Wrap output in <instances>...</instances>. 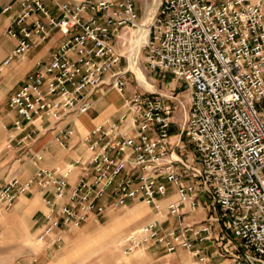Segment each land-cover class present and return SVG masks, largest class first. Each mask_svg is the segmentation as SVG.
Instances as JSON below:
<instances>
[{
  "label": "built area",
  "instance_id": "2783aa9c",
  "mask_svg": "<svg viewBox=\"0 0 264 264\" xmlns=\"http://www.w3.org/2000/svg\"><path fill=\"white\" fill-rule=\"evenodd\" d=\"M155 2L142 49L150 70L168 72L190 89L181 124L174 121L172 103L183 107L176 95L135 91L123 99L115 121L83 139L84 160L47 169L40 166L42 155L32 154L33 175L0 186V219L21 196L41 194L46 207L33 239L37 253L15 264H36L40 252L62 247L66 231L98 223L108 210L139 202L161 214L169 187L178 200L167 204L166 214L178 229L147 222L122 240L124 254L154 244L166 254L183 248L197 264H210L194 243L211 239L222 224L218 258L264 264V0ZM17 6L6 32L17 40L11 60H24L51 31L63 36L50 60L37 61L6 103L21 134L16 144L24 148L34 140L35 132H26L34 121L84 115L105 86L126 94L117 40L123 29L138 30L140 17L137 0H59L54 11L42 0H18ZM74 130L67 126L57 140ZM202 201L219 216L183 226V205L194 212Z\"/></svg>",
  "mask_w": 264,
  "mask_h": 264
},
{
  "label": "crops",
  "instance_id": "0c3cea01",
  "mask_svg": "<svg viewBox=\"0 0 264 264\" xmlns=\"http://www.w3.org/2000/svg\"><path fill=\"white\" fill-rule=\"evenodd\" d=\"M57 1L59 0H42L51 11H54V3ZM17 2L18 0H0V160L5 162L3 172L10 175L18 170L16 175L20 176V181H25L35 172V167L31 162V156L34 153L42 155L43 161L40 166L47 169L70 164L78 159L84 160L87 157V151L83 139L95 127L103 125L105 121H115L120 114L123 99L133 92H129L126 87V94L120 96L112 89L104 92L105 87H103L100 92L91 96L92 107L86 114H69L58 122L46 119L36 120L28 125L26 132L34 131V140L27 147H19L16 143L21 134L12 126L13 115L8 113L6 103L9 96L34 69L37 61L48 62L50 60L51 55L62 42L63 36L57 30L51 31L46 41L39 47L31 49L24 60H11L10 56L17 46V40L9 37L6 32L17 14ZM9 6L10 10L5 11V8ZM105 81L108 82V77ZM172 94L174 95L175 91H170V94L165 95ZM67 126L75 129L74 135L69 139L57 140ZM176 132L177 127L172 126V134ZM89 140H93V137ZM14 177L17 178V176L11 178ZM10 179L1 181L0 186ZM177 200L178 196L169 187V195L160 201L163 212L158 214L149 207L151 211L146 213V216L149 217L147 222L156 220L162 229H178L176 220L166 214L167 204ZM135 203L138 202L129 203L122 216L117 215L115 210H108L98 223L89 221L79 229L66 231L63 235L62 247L40 252L36 264H121V256L113 247L121 235L135 231L136 229H131L145 216L144 213L136 209ZM19 204L26 208L30 220V230L35 237L44 224L43 214L46 212V207L42 196L34 193L19 197L14 207L15 214L21 208L18 207ZM183 212L185 213L183 226L193 225L204 220L201 218L203 215L201 211L197 212L196 210L194 211L196 213H193L187 205H183ZM218 235L219 231L214 227L211 239L194 243V249L200 250L208 256L210 264H226L225 260L217 257L221 250L217 248L219 246L216 243ZM190 238L196 239L192 236ZM151 246L155 245L150 244L148 248ZM191 258L197 264L196 259Z\"/></svg>",
  "mask_w": 264,
  "mask_h": 264
},
{
  "label": "rangeland",
  "instance_id": "374dc122",
  "mask_svg": "<svg viewBox=\"0 0 264 264\" xmlns=\"http://www.w3.org/2000/svg\"><path fill=\"white\" fill-rule=\"evenodd\" d=\"M155 1L156 0H137V10L139 12L140 25L144 23L143 20L148 15V12H150L152 7L156 5ZM144 26H147V24ZM137 34V30L134 31L133 29H123L120 33V38L117 40V47L124 56L120 64V70L126 72L125 78L128 81L127 90L129 92L146 91L139 85L135 74L129 67V57L133 48L132 41L135 40ZM138 66L145 75L147 83L152 86L155 91L165 94H170V91H175L174 95L177 96L178 100L180 99L183 105V107H179V105L173 103V105L177 108L175 112V121L181 124L183 116L188 109L191 95L190 89L187 88L183 82L176 81L168 72L166 73L150 70L145 63L144 51L142 48L138 57ZM110 89V86H105L104 92ZM112 90L117 93L114 89ZM121 107L122 105L120 106V110ZM259 111L264 114V100L259 103ZM4 165L5 162L0 160V182L8 180L12 176H17L18 179H21L20 176L16 175L18 170L10 175L3 172ZM3 173L5 174L3 175ZM16 203L13 205L11 210L5 213L0 219V264H15L18 259L27 258L29 255H31V253H37L38 251V249L33 244L34 237L31 233L32 231L30 230V220L27 216L26 208L21 207L22 205L19 204L18 207L21 208L18 210L19 212L15 214L14 207ZM135 204L137 205L136 209L144 213L145 216L141 218L138 224L131 230H137L142 225H144L145 222L149 221V217L146 216V213L151 211L150 208L143 203L138 202ZM126 209L127 207H122L115 210L114 212L118 213L117 215L122 216L125 214L123 211ZM198 211L202 212L203 215H201V218L204 220L194 223L195 225L206 223L210 220V218L214 219L216 216H219L218 211L210 201H202L199 205V208L197 209V212ZM215 228L218 229V231L221 230L222 224L215 226ZM127 233L128 232L121 235L117 241L118 244L116 243V245L113 247V249H117L121 256V264H195L190 253L183 248H179L177 253L166 254L162 252L158 245H155L157 247L151 246L149 248L148 245H144L131 254H124L121 243L122 240L127 235H129ZM216 243L219 244V246H217L218 249H221V245L224 244V242L220 240Z\"/></svg>",
  "mask_w": 264,
  "mask_h": 264
},
{
  "label": "bare ground",
  "instance_id": "6f19581e",
  "mask_svg": "<svg viewBox=\"0 0 264 264\" xmlns=\"http://www.w3.org/2000/svg\"><path fill=\"white\" fill-rule=\"evenodd\" d=\"M154 12H155V5L152 7L150 12H148V15L146 16V18L143 20L144 23L139 26V28L137 30L138 31L137 37L135 38V40L132 41L133 48H132V53L129 57V67H130L131 71L135 74L139 85L144 90L150 91V92H155V90L152 86H150L147 83L145 75L143 74V72L139 68L138 57H139V53L141 51V48L146 41L147 33H148V29L144 25L149 23Z\"/></svg>",
  "mask_w": 264,
  "mask_h": 264
}]
</instances>
